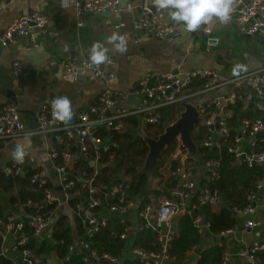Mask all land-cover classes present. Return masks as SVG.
<instances>
[{"label":"built area","instance_id":"2783aa9c","mask_svg":"<svg viewBox=\"0 0 264 264\" xmlns=\"http://www.w3.org/2000/svg\"><path fill=\"white\" fill-rule=\"evenodd\" d=\"M75 10L78 15H83L89 12H117L121 10V6L120 0H75ZM229 20L235 22L240 32L248 34L257 30L264 32V0H235ZM47 23L48 17L39 10L24 12L0 31V45L5 46L17 36L28 35L35 28L44 27ZM132 25L137 30H143L159 38L177 36L180 33L173 25L160 22L147 7L141 8L139 15L133 19ZM198 32L207 36L208 44H216L209 26L202 25L191 33ZM107 56L108 60L98 66L91 63L90 56L79 59L66 58L61 61V65L74 79L78 78L81 69H89L94 75L104 74L110 80L114 78L115 72L108 68L113 58L110 55ZM12 66L14 73L22 71L23 66L20 60H14ZM219 86H228L229 89L210 95L203 100L198 98L200 94ZM129 93L116 88L112 83H107L97 99L90 104L89 110H81L75 119L72 118L67 123L53 117L52 101L56 98L53 97L42 104L34 125L30 127L25 126L17 103H2L0 104V142L26 134L51 133L59 141L63 139V136L73 137L74 149H70L66 142L64 149L59 152L53 144L48 154L54 162L58 184L64 190L67 201L71 195L79 192V190L75 192L70 190L75 185V178L69 176V173L76 165L78 157L81 156L88 161L90 174H87L85 170L79 173L82 186L89 192L88 201L86 204L75 203L87 235H92L105 225L110 212L119 215L120 221L123 222L128 220L130 213L134 210L142 227L156 231L162 249L148 253L137 248L133 250L142 256L147 264H169L170 256L166 248L177 231V219L189 211L190 206L196 202L214 206L221 201L218 189L207 183L219 178L221 157L201 153L200 149L202 147L208 150L212 147L219 149L226 145L227 151L233 154L235 162L262 165L264 161V117L242 115L238 118L235 131L231 133L228 120L231 113L226 110V105L238 98L242 99L243 107L250 101L264 99V69L257 68L241 72L239 76L233 74L223 76L217 70L203 66L180 72L148 71L143 73L132 86L131 93L134 99L131 103H126ZM183 102L191 103L199 117L197 125L190 130V137L196 144V157H188L186 149L180 148L182 140L180 134H177L168 151L165 152L167 146L155 163L160 174L157 177L162 190L157 197L140 205L139 198L134 196L126 198L128 184L120 181L112 184L109 192L105 194V196L119 194L118 202L108 205L104 210L94 212L92 208L101 200V195L95 194L99 189L94 184L100 165L115 166L116 164V154L112 150L109 151L108 158L101 161L104 157L102 152L110 150L111 141L102 137L99 128L105 126L109 131L114 129L115 133H118L132 126L136 127L140 134L144 133L149 137L157 138L165 129L163 124L165 118H168L169 123L179 118L184 109ZM164 109L170 112L169 115L162 116ZM130 116L136 117L137 123L131 122ZM260 131L263 133L262 136L257 135ZM25 151L27 154L26 149ZM199 167L200 171L196 170ZM3 170L7 174L23 172L22 164L15 157ZM201 180L207 181L206 184L201 183ZM30 182L41 186L44 194L40 202L34 203L35 210L27 213L22 211L21 214L8 213L5 217H0V253L18 254L15 264H23V262L33 264L30 257L31 248L25 244L28 237L38 238L48 226L50 212H41L43 205L56 201L52 194L54 185L48 182L46 174L41 170H36L31 175ZM254 186L246 194L245 205L233 209L235 213L246 215L244 226L249 228L259 226L264 218V199L259 191L264 188V170ZM29 202L30 200L27 201ZM23 214L28 217L30 234L22 230ZM194 222L200 232L208 227L200 215L195 216ZM129 227L130 223L125 225V229ZM230 230L231 228L226 229L222 233ZM195 249L196 245L192 251L196 252ZM68 250L83 252L85 264H101L98 251L91 246L89 239L82 236L77 237L68 246ZM260 252L264 256V241L256 238L235 251L225 249L218 264H229L233 257L241 259L244 264H259Z\"/></svg>","mask_w":264,"mask_h":264},{"label":"crops","instance_id":"0c3cea01","mask_svg":"<svg viewBox=\"0 0 264 264\" xmlns=\"http://www.w3.org/2000/svg\"><path fill=\"white\" fill-rule=\"evenodd\" d=\"M0 3V31L29 10H39L48 17V23L44 27L35 28L28 35L17 36L5 46L0 45V104L8 102L7 91L13 92L17 101L10 102L18 104L21 118L27 127L34 125L42 104L53 97L68 96L72 102L74 118L78 112L85 110L97 99L107 83L127 92L139 77L148 71L180 72L203 66L228 76L233 74L232 69L237 64L244 65L246 71L264 69V32H259V39L241 35L237 26H233L235 22L232 20L220 23L214 18L211 23L206 24L210 27L214 40L216 39V44H208L207 36L200 32H187L181 22L173 20L168 11L157 9L152 0H120L121 10L117 12H89L83 15L76 13L75 0H0ZM142 7L149 8L160 22L173 25L180 33L177 36L159 38L135 29L132 25L133 19L139 15ZM113 34L124 37L125 51H117L114 43L110 42ZM95 43L107 48V55L112 56L113 60L108 68L114 70V78L108 80L104 74L96 76L89 69H81L78 78L74 79L62 67L61 61L70 57L79 59L90 56V49ZM14 60H20L23 66L19 73L12 70ZM105 68L107 69V65ZM228 89V86H219L200 94L198 98L203 100ZM133 99L134 97H127L125 101L131 103ZM238 100L241 102V108L235 110L234 106H229L231 103L226 105L227 112L231 113L230 117L236 112L248 116L264 115V99L250 101L245 107L242 106V99ZM230 117L228 118L231 122ZM59 142L51 133L26 134L0 142V169L3 170L14 159L13 152L18 145L23 144L28 152L23 161H20L23 173L26 169L41 170L46 174L48 182L54 185L52 194L56 200L55 205L48 216V226L38 237L39 240L43 237L52 239L51 230L61 214L65 215V221L72 225L75 231L76 219L73 209L58 184L54 162L48 154L50 147ZM260 166L264 170L263 164ZM200 169L199 167L196 170ZM121 172L120 170L119 174ZM157 176L148 178L145 195L150 201L162 192ZM4 184L6 183L0 184V205L5 207L4 213L14 210L13 213L21 214V207L9 200L10 190L4 189ZM259 191L264 199V188ZM217 206L220 207L219 204L214 205ZM233 213L237 222L229 232L213 233L208 227L202 232L199 231L201 238L195 249L197 255L189 258L194 253L189 250L181 258L170 256L169 264H195L200 256V248L211 243H223L225 249L235 251L253 239L264 241V218L259 226L249 228L244 226L246 215ZM135 214L134 210L130 213V227H124V236L121 233L125 240L122 255L110 258L111 264H125V259L142 257L133 250L135 247L132 244L136 230L142 227ZM179 218L175 235L179 231ZM73 237L74 240L78 237L75 232ZM40 264H62V261L51 251L46 261ZM229 264L244 263L241 259L233 257ZM259 264H264L262 252L259 253Z\"/></svg>","mask_w":264,"mask_h":264},{"label":"trees","instance_id":"16d2710c","mask_svg":"<svg viewBox=\"0 0 264 264\" xmlns=\"http://www.w3.org/2000/svg\"><path fill=\"white\" fill-rule=\"evenodd\" d=\"M230 105L234 106L235 110L241 108V102L238 99L234 100ZM166 109H164L162 116L169 115L170 112ZM241 116L242 114L240 112H236L230 117V119L232 118L230 122L231 133L235 131L234 129L238 124V118ZM261 116L264 117V115ZM75 118L76 116L73 119ZM129 120L137 123L136 117L130 116ZM99 131L103 138H108L111 141L110 150L102 152L104 157L101 158V161H105L108 158L109 151L112 150L116 154V167L109 164L100 165L99 173L94 179V184L99 189L95 194H100L101 200L92 210L98 212L104 210L108 205L118 202L119 194L114 193L113 195L107 196L105 194L109 192L112 184L120 181L123 184H128L126 187V198L133 196L139 198L140 205L150 201L148 200V196L145 195L148 189L149 175L142 169L137 170L136 168V157H139L142 163V159L148 152V145L142 135L136 131V127L132 126L118 133H111L105 126L100 127ZM74 141L73 137L68 138L63 136V139L59 143H54V145L61 152L66 142L69 144L70 149H74ZM258 148H263V146H258ZM200 151L209 156L217 155L221 157L219 178L208 182L203 180L201 183L206 184L207 182L212 187H216L225 202V206L214 207L198 202L190 206L189 211L180 216L178 221L179 231L173 236L170 245L166 248L169 256L177 258L184 257L189 250L194 248V245H198L201 236L194 222L196 215L202 217L207 223L209 230L213 233H220L234 226L237 222V217L233 213V209L245 205L247 192L254 188L253 186L257 178L263 172V168L260 165H248L245 162H235L233 154L227 151L226 145L219 149L212 147L209 150L202 147ZM81 170H85L87 174H90L88 161L80 156L77 158L76 165L69 173V176L75 178V185L70 190L72 192L79 190L77 194L71 195L68 199V204L72 207L76 219L75 231H73L72 225L65 221V215L61 214L51 230L52 239L43 237L39 240L35 237H28L25 246L31 248L32 253L30 257L33 260V264H40L42 261L45 262L51 251L55 252L58 258L61 259L62 264H85L83 252H69L68 250V246L74 242L73 232L78 237L82 236V238L90 240L91 246L100 255L101 264H111L109 262L110 258L120 257L122 255L121 250L125 240L121 237V233L124 231L125 225L129 223V220L121 222L119 215L110 212L108 222L105 225H102L90 236L85 232L84 222L78 214L77 208H75V203L77 202L86 204L89 195L88 189L82 186V181L79 178ZM120 170L122 171L121 174H119ZM35 171L34 169H26L21 174H6L0 169V184L6 183L3 185L4 189L10 190L9 200L12 204L19 205L22 211L26 213L34 211L36 208L34 203L40 202L44 197L42 187L30 182V177ZM152 172L154 176L160 175L157 166H154ZM28 200H30L29 203H27ZM54 205L55 203L44 204L41 212H51ZM4 209L5 207L0 205V217H5L8 214L4 213ZM13 211L10 210L9 213H13ZM22 218V230L26 234H30V226L27 222L28 217L23 214ZM132 244L135 248L147 253L162 249L156 231L145 227H140L136 230ZM224 251L225 245L223 243H211L205 247H201L199 251L200 256L195 264H218L222 259ZM18 257L16 253H0V264H15L14 261ZM124 263L145 264L146 260L142 257H134L133 259H125Z\"/></svg>","mask_w":264,"mask_h":264},{"label":"clouds","instance_id":"9594fccd","mask_svg":"<svg viewBox=\"0 0 264 264\" xmlns=\"http://www.w3.org/2000/svg\"><path fill=\"white\" fill-rule=\"evenodd\" d=\"M235 0H152L153 5L159 10L168 11L171 18L181 22L187 32H195L202 25L211 23L214 18L220 23H226L230 19ZM119 41V43H115ZM110 42L114 43L117 51H125V39L123 36L113 34ZM108 49L100 43H95L90 49V60L94 65H101L108 60ZM244 65L237 64L232 73L239 76L246 71ZM53 117L67 123L72 119V102L68 96H58L52 101ZM26 155L23 144L17 146L13 156L18 161H23Z\"/></svg>","mask_w":264,"mask_h":264},{"label":"water","instance_id":"95a60500","mask_svg":"<svg viewBox=\"0 0 264 264\" xmlns=\"http://www.w3.org/2000/svg\"><path fill=\"white\" fill-rule=\"evenodd\" d=\"M233 26H236L235 23H233ZM259 32L260 30H257L253 32L252 34H248L246 32H241L240 34L244 36L250 35L254 39H259L258 38ZM128 91L130 92L128 94V97H133V94L131 93L132 88H130ZM7 96L9 97L8 102L17 101V99L14 97L13 92L7 91ZM182 106L184 107V109L180 113L179 118L175 122L169 123L168 118H165L163 122L165 129L157 138H152V137L145 135L144 133H141L143 139L148 145V152H147L145 162L142 168L144 172L148 174H152L153 166L155 162L157 161L158 157L161 155V153L166 149V147L169 144H172L175 141L177 134H180V138L182 140V144L180 148L182 150L187 149L186 154L188 157H191V158L196 157V152H197L196 144L190 137V130L192 129L194 125H197L199 121V117H198L195 107L191 103L183 102ZM86 110H89V106H87ZM110 132L115 133V130L111 129ZM262 134L263 133L260 131L257 135L262 136ZM78 152H79V149H78ZM195 162L198 163V160H195ZM262 164L264 166V161L262 162ZM151 176L152 175H150L149 177ZM219 205L220 207H224L225 202L221 200ZM83 251L85 250L83 249ZM196 255L197 254L194 252L192 255H190L189 258H192V257L194 258ZM23 264H26V262H23Z\"/></svg>","mask_w":264,"mask_h":264},{"label":"rangeland","instance_id":"374dc122","mask_svg":"<svg viewBox=\"0 0 264 264\" xmlns=\"http://www.w3.org/2000/svg\"><path fill=\"white\" fill-rule=\"evenodd\" d=\"M136 131H137V129H136ZM140 133V132H139ZM169 147H171V144H169L168 145V148L166 149V151L165 152H167L168 151V149H169ZM145 158H146V156L142 159L143 161H142V163L140 162V158L139 157H136V168H137V170H140V169H142L143 168V165H144V162H145ZM156 163V162H155ZM154 166H155V164H154ZM154 166H153V169H154ZM153 169H152V171H153ZM134 173H136V172H134ZM149 176L150 175H153V172H152V174H148ZM132 176V175H131ZM130 176V177H131ZM154 176V175H153ZM129 177V178H130ZM133 177H135V176H133Z\"/></svg>","mask_w":264,"mask_h":264}]
</instances>
